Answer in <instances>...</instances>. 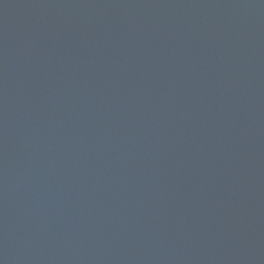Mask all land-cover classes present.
<instances>
[{
	"label": "water",
	"instance_id": "obj_1",
	"mask_svg": "<svg viewBox=\"0 0 264 264\" xmlns=\"http://www.w3.org/2000/svg\"><path fill=\"white\" fill-rule=\"evenodd\" d=\"M0 264H264V0H0Z\"/></svg>",
	"mask_w": 264,
	"mask_h": 264
}]
</instances>
